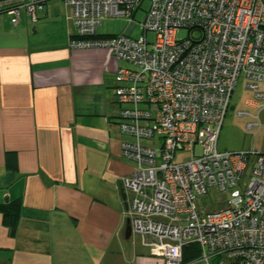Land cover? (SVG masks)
<instances>
[{"label":"built area","instance_id":"1","mask_svg":"<svg viewBox=\"0 0 264 264\" xmlns=\"http://www.w3.org/2000/svg\"><path fill=\"white\" fill-rule=\"evenodd\" d=\"M46 1L0 0V12L16 23L24 10L34 21ZM64 1L75 28L70 47H107L132 66L117 69L114 88L119 130L131 137L120 154L135 164L121 179L132 232L160 264H185L183 249L192 243L194 264H264V153L217 147L241 74L256 98L246 103L264 100V0H148L138 38L97 29L104 18L130 19L143 0ZM181 30L188 37H178ZM180 152L190 157L176 161ZM249 157V179L240 184ZM209 188L223 195L214 210L196 202Z\"/></svg>","mask_w":264,"mask_h":264},{"label":"crops","instance_id":"2","mask_svg":"<svg viewBox=\"0 0 264 264\" xmlns=\"http://www.w3.org/2000/svg\"><path fill=\"white\" fill-rule=\"evenodd\" d=\"M12 18L0 12V264H108L127 239L121 179L135 168L114 97L129 63L70 47L64 0Z\"/></svg>","mask_w":264,"mask_h":264},{"label":"rangeland","instance_id":"3","mask_svg":"<svg viewBox=\"0 0 264 264\" xmlns=\"http://www.w3.org/2000/svg\"><path fill=\"white\" fill-rule=\"evenodd\" d=\"M148 0H143L140 7L134 12L130 19L126 17H109L104 18L98 29L103 33L119 34L123 33L130 21H133L136 26L131 32L132 38H138L143 34L140 28V22L146 14L148 9ZM178 37H188L186 30L178 32ZM148 40L153 39V34L148 32L146 34ZM128 67L130 64H128ZM246 81L241 74L238 77L237 83L231 94L229 107L222 122L219 132L217 147L220 151L232 152H258L264 153V100L259 102L260 106H250L246 100H256L253 91L245 86ZM264 91V85L261 87ZM248 111V115L239 116L237 111ZM256 121V125L251 128H246V123ZM142 143L152 145V142L142 140ZM196 153H200V149L196 148ZM190 157L189 152H180L175 156L176 161H184ZM253 159L249 157L247 166L244 170L243 176L239 181L240 184L247 183L252 168ZM221 192L216 188H209L205 195L198 197L196 200L198 206L204 210H214L222 206V201L218 202L217 198L222 199ZM150 238H146L149 240ZM111 259L108 264H160L161 260L149 254V249L142 243V238L139 234L133 232L131 237L123 240V246L120 250L113 251ZM185 264H194L193 261H186Z\"/></svg>","mask_w":264,"mask_h":264},{"label":"trees","instance_id":"4","mask_svg":"<svg viewBox=\"0 0 264 264\" xmlns=\"http://www.w3.org/2000/svg\"><path fill=\"white\" fill-rule=\"evenodd\" d=\"M198 255H199V247L196 243L187 245V247L183 249V263H185L186 261L195 260L198 257ZM196 264H200V263H196Z\"/></svg>","mask_w":264,"mask_h":264},{"label":"water","instance_id":"5","mask_svg":"<svg viewBox=\"0 0 264 264\" xmlns=\"http://www.w3.org/2000/svg\"><path fill=\"white\" fill-rule=\"evenodd\" d=\"M126 34H128V33H126ZM121 195H122V198L125 200L126 194H125V189L123 187L121 189ZM131 232H132V229H131L130 221H129V218H127L126 225H125V237L127 239L130 237Z\"/></svg>","mask_w":264,"mask_h":264}]
</instances>
